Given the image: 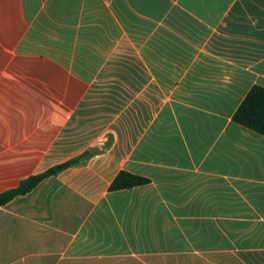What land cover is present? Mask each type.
<instances>
[{
	"label": "crops",
	"instance_id": "1",
	"mask_svg": "<svg viewBox=\"0 0 264 264\" xmlns=\"http://www.w3.org/2000/svg\"><path fill=\"white\" fill-rule=\"evenodd\" d=\"M264 0H0V264H264ZM120 171L148 180L109 191Z\"/></svg>",
	"mask_w": 264,
	"mask_h": 264
},
{
	"label": "trees",
	"instance_id": "2",
	"mask_svg": "<svg viewBox=\"0 0 264 264\" xmlns=\"http://www.w3.org/2000/svg\"><path fill=\"white\" fill-rule=\"evenodd\" d=\"M232 121L264 137V88L252 87L232 115ZM79 159L67 161L56 165L45 172L30 176L22 180L17 187L0 193V206L7 204L15 197L29 193L43 179L53 176L60 171L70 167ZM148 180L137 175L120 171L116 174L109 185V191H119L136 186H142Z\"/></svg>",
	"mask_w": 264,
	"mask_h": 264
}]
</instances>
